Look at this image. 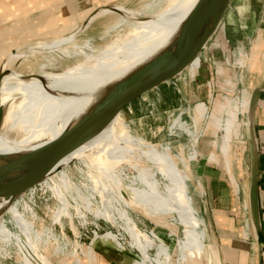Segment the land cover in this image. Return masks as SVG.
<instances>
[{"label": "rangeland", "instance_id": "rangeland-1", "mask_svg": "<svg viewBox=\"0 0 264 264\" xmlns=\"http://www.w3.org/2000/svg\"><path fill=\"white\" fill-rule=\"evenodd\" d=\"M149 2L158 3L154 6L153 11H146L142 8ZM162 2L161 0H73V6L67 10L64 9L59 11L62 18L65 19V17H67L61 23L68 22L67 25L69 26L68 31L62 32V34L66 36L70 32H73L85 20V17H90L95 10L108 3L109 5H122L130 10H139L142 8L141 14L152 16L154 15V11L160 8ZM49 8L42 7L44 12L49 11ZM26 9L30 8L26 7ZM233 13L234 11L231 9L227 15L228 20L229 18L232 19ZM110 14L112 13L94 18L86 28L77 35L78 43L86 39H91V42H95L94 44L100 47L105 46L117 38V36L121 37L125 35L127 33V27L123 25H119L114 29H107V27L115 21V15L113 14L110 16ZM118 14H123V12H118ZM238 17L239 14L237 16L235 13L234 23L229 29L232 31V28L236 27V34H232L233 36H241V34H243L241 30L246 29L239 28L237 24ZM37 18L39 19L35 20L38 22L44 20L41 16ZM36 21L27 19L24 23V27L12 30L15 31V33L10 34L8 37L10 38L13 36L14 38L17 32L21 34V37L28 35L29 31L35 26ZM18 24L19 26H23V22H19ZM67 25L66 28H68ZM229 30L226 31L225 38L221 44L222 46L220 48H222V50L220 51V48H218L214 53L216 58L214 60L212 58L211 62H204L192 79L187 80L185 83L170 81L144 93L142 96L132 101L129 109L124 108L122 112L119 111L116 113L104 127L95 133L97 138L103 141L104 148L110 153V160L115 169V175H117L115 176L116 180L109 174L106 175L107 177H104L103 175L106 173L103 172L102 174L99 168L98 170L92 167L93 169L91 170L90 162H86L89 161L88 156H91L89 155L91 154L90 149V151L86 150L84 152L83 157L78 156V153L72 151L59 158L45 174L31 179H23L21 187L17 188L15 186L5 196L3 199L4 201L0 202V209H4V214L0 216V264H109L104 258L96 254L90 255L86 249L89 246L96 250L95 246L101 243H104L109 248H113L116 251L129 253L131 264H135V261L141 258L137 251L140 246L136 244V240L133 238L128 228L130 226L117 215V210L124 211L127 217L131 219L136 229L141 232H147V234L152 237L153 242L148 249L149 257L144 254L141 248L139 250L140 252L142 251L141 253L146 264H155L152 257L156 252L155 241H157V239L150 234L151 231H154L160 238L169 244L171 259L175 262L177 256L175 250L176 239L182 237L183 234V228L177 224L181 220V215L174 212V210H177L176 198L168 199L166 196L162 198L161 195H164L161 192L162 188L154 178V175L157 174L159 177L163 175L167 178L171 177V179H177L178 167L174 162H177V159H181L182 156L177 155L179 150H174L172 152V150L165 149L164 153L159 149L160 145H153L151 142L161 145L165 144V147L181 146L185 148V150L194 146V141L192 139H195L193 134L197 127L196 124H193V120L186 112H183L182 116H176L184 107L182 93L180 91L187 88V86L188 90L197 96L196 101H206L210 107L211 99H209V97H215L219 94L218 97H227L230 95L233 89L228 85L231 84L229 81L224 84L222 83L224 77H219V83L221 85H217L218 88L214 86V82L218 77L212 63L215 62L225 66L228 65L225 59L228 57L227 41L232 40V37L229 36L231 33ZM240 36L238 39H241ZM8 37L4 39L7 40L9 39ZM48 38L49 37L38 39L43 41ZM24 40L25 39H23L21 43H16L9 50L11 51L18 45L25 43ZM30 42H32V40H30ZM31 45H33V43L27 46L31 47ZM27 46L21 49H27ZM50 55L40 58L39 56H29L28 59H24V61L21 62L22 66L20 65V69L17 70L21 73H26L29 71L30 66L34 64L33 74L28 77L30 80L38 82L37 76L46 69L44 75L46 78H49L52 69L57 68L60 64L54 61L51 62L52 54ZM45 59L48 60L44 62ZM243 74L244 73H242L238 85L240 89L244 87ZM227 78L231 79V76ZM217 83L218 80L216 84ZM36 100V98L30 96L28 101L23 100L18 105L21 106L22 104H28ZM219 102L221 101L218 99L214 103V106ZM221 103L225 104V102ZM239 120L240 122L242 121V114L239 116ZM171 121L172 124L170 128L172 132L167 133L166 128ZM205 122L206 120L200 121L198 133L202 132ZM175 127L185 130L192 136L190 137L188 134L178 129L173 131ZM115 143L116 146L117 144L119 146L116 147ZM234 144L237 146L235 147ZM121 145L126 147L124 148ZM122 147L124 149H122ZM121 149H126V152ZM119 150L122 151L119 152L120 155H118ZM171 152L172 155L174 154L175 156L170 155ZM231 154L233 170L234 168L238 169L240 167V160L242 159L240 145L238 143H232ZM129 156L134 157L133 159H136V163H138L137 166L141 174V182H139L138 179V182H131L127 178V175L131 174V170L133 169L134 171V165L131 160L129 162V159H131ZM171 157H176L177 159L173 158V161ZM98 172H101L100 175H98ZM89 173L94 176L91 177ZM99 177L102 183H106L105 186H101L100 184V187H98L95 180ZM71 181H73L77 187H72ZM114 181L117 184H115ZM84 184L87 187H91V190L94 191L86 188ZM168 184L169 183H167V185ZM54 185H59L58 189H61L69 205H66L65 200L57 196L53 188ZM118 186L124 195L119 193L121 190ZM169 187L171 191L174 190L173 185H169ZM197 187V185L191 184L189 186V194L197 213L204 217V214L199 210V204H203V200L196 195L199 193ZM98 190L101 191L102 196L105 194V200L108 203L111 202L109 204L115 207V209L113 206L110 207L114 216L116 215L114 222L107 220L108 218L105 216L106 212L103 209V204H101V198L96 193ZM106 190L107 192L105 193ZM109 191L111 192L109 193ZM77 204H81L79 209L75 208ZM97 208H100L104 215L96 214L94 211H97ZM17 213L20 215V219L16 217ZM147 213L155 216L156 219L150 218L146 215ZM204 220L205 224H207V219L205 218ZM165 223H168L171 227L173 226V231H175L176 234L169 235L171 230ZM111 239L118 240L123 247L118 246L116 242Z\"/></svg>", "mask_w": 264, "mask_h": 264}, {"label": "bare ground", "instance_id": "bare-ground-1", "mask_svg": "<svg viewBox=\"0 0 264 264\" xmlns=\"http://www.w3.org/2000/svg\"><path fill=\"white\" fill-rule=\"evenodd\" d=\"M161 1L163 2L160 8L155 10L154 15L152 16L141 14L140 12L142 11V8L146 11H153L154 6L158 3H146L139 10H130L122 5H109L108 3L95 10L90 17L85 19L80 26L77 27V29L66 36L63 35L62 32L68 31V22H61L67 17L64 19L60 16L61 14H59V11L66 9L64 5L58 7L55 13H53L49 19L45 20L41 25H37L39 22L35 20H38L39 18H34V21L38 23L35 22V26L29 31L28 35L23 36L22 42L23 39H25V43L13 48L0 63V68L3 67L4 69L9 70V72L3 76L0 86V100L4 106V116L0 126V153L8 155L19 154L21 152L36 149L45 145L49 141H52L60 135L66 127L71 126L79 120L82 115L96 103L100 96L108 92L107 89L111 85L120 81L122 77L131 73L137 67H142L144 70L149 71L150 75L151 73H156L160 67L168 61L173 53L174 45L182 35L199 0ZM42 7L47 8L49 5L43 4ZM30 8H32V6ZM15 11L17 13H28L23 9H15ZM118 12H123V14H118ZM108 13H112L110 16L113 14L115 15V21L113 24L109 25L107 29H114L119 25H123L127 27V33L121 37L117 36V38L105 46L99 47L94 44L95 42H91V39H86L83 42L78 43L76 35L77 30H84L94 18L105 14L108 15ZM30 17L32 16L29 14L24 18L22 17L23 19L16 18L10 21H18L21 19V22H24ZM82 24H85V27L83 26L84 28L79 29ZM18 25L19 24L16 23L14 24V27ZM66 25L68 28H66ZM14 27H9L0 32V50L3 46L10 44L18 37V34L14 38L13 36L10 38L8 37L10 34H14V32L7 33V31ZM5 32L6 36L4 38L8 37L9 39L7 40L1 38V35ZM44 37L49 38L43 41L38 39ZM35 39L38 40L34 41ZM30 40H32V42H30ZM32 43L33 45H31V47L27 46ZM26 46L28 47L27 49H21ZM50 54H52L51 62L54 61L60 64L57 68L52 69L49 78H46L44 75L46 69L39 75L43 80H40L39 78L38 82L30 80L28 77L33 74L34 64L30 66L29 71L26 73L18 71L21 62L24 61V59H28L29 56H39L40 58ZM47 60L45 59L44 62ZM153 76H151V78H153ZM229 76H231V74L227 69L223 67L219 68V77H224L222 83L224 84L229 81L231 84L228 85L234 89L235 82L232 79H228L227 77ZM217 85H221L219 83V78ZM30 96L37 100L28 104H22L21 106L18 105L23 100L28 101ZM219 100L225 102V98L222 96H220ZM221 102L215 104L212 109L209 126L213 129H217L221 123L220 115L224 106ZM117 146L119 145L117 144ZM123 147L122 149L126 146ZM89 149L91 150V154H89L91 156H88L89 161H85L87 163L90 162L91 170L93 168H99L101 169L100 171L102 174L103 172L106 173L103 175L104 177L109 174L115 179V176L117 175H115V169L110 160V153L107 152L104 148L103 141L97 138L95 133L72 151L78 153V156L83 157L84 152ZM126 149L122 151L126 152ZM121 150L118 151V155H120L119 152ZM130 158L129 162L131 160L134 165V171L132 169L131 174H128L127 178L131 182H138V180L141 182V174L137 166L138 163H136V159H133L134 157ZM100 173L98 175H100ZM92 176L94 175L91 174V177ZM100 179V177L96 178V180L94 179L95 182H97L98 187H100V184L101 186H105L106 183H102V180ZM71 183L72 187L76 186L73 181H71ZM115 184L117 183L115 182ZM15 186L17 188L21 187L22 180L15 185H10L6 180L0 184V202L4 201L3 199L5 196ZM58 186H53L57 196L62 200H65L66 205H69L68 200L65 199V196L61 192V189H58ZM86 188L90 190L92 189L87 186ZM118 188L120 189L119 186ZM106 192L107 190L105 193ZM110 192L111 191H109V193ZM96 193L101 198V204H103V209L106 212L105 216L108 218L107 220L114 222L116 215L114 216V213H112L110 209L113 205H110L109 203L111 202L108 203L105 200V194L102 196L100 190ZM119 193L124 195L122 190ZM80 205L81 204H77L75 208L79 209ZM97 209V211H94L96 214L104 215L100 208ZM117 215L130 226L128 228L133 235V238H135L136 244L139 245L144 254L149 257L148 249L152 245V237H150L147 232H141L136 229L134 224H132L131 219L127 217L124 211L117 210ZM146 215L150 218H155V216L148 213ZM19 216L20 215L17 213L16 217L20 219Z\"/></svg>", "mask_w": 264, "mask_h": 264}, {"label": "crops", "instance_id": "crops-1", "mask_svg": "<svg viewBox=\"0 0 264 264\" xmlns=\"http://www.w3.org/2000/svg\"><path fill=\"white\" fill-rule=\"evenodd\" d=\"M43 4L50 6V8L47 7L49 11L44 12L42 9ZM63 5L67 10L74 3L73 0H0V32L21 22V19L18 21L10 20L24 18L29 14L33 16L28 18L29 20L41 16L44 20L37 24L41 25L49 19L58 7ZM31 6L32 8H30ZM26 7L30 9H26ZM233 7L239 11V17L237 18L239 28L246 29L241 30L243 32L241 36L239 35L241 39H238V35L233 36L236 34V27L232 28V31L229 30L231 32L229 36L232 37V40L227 41L228 57L226 61L228 65L217 63L214 65L218 78L219 68L223 67L229 71L231 79L235 82V88L230 92V95L224 97L226 101L225 108L223 106L220 115V126L217 129L209 126L214 103L220 98L218 97L220 94L209 97L211 99L210 107L206 101H196L197 96L188 90L187 86V88L180 91L184 107L176 116H182V113L186 112L191 117L193 124L195 123L197 126L193 134L195 139L191 138L196 144L185 150L181 146L165 147V144L151 142L153 145H160L159 149L163 152L165 149L172 150V152L179 150L177 155L182 156L181 159L173 157L177 159V162H174L178 167L177 179L154 175L162 188L161 192L164 194L161 195L162 198L166 196L168 199H177V210H174V212L181 215V220L177 224L183 228L182 237L176 239V263L171 259L169 244L154 231L150 232L157 239L155 241L156 252L152 257L155 264H264V254L260 252L253 238L249 222L247 187L250 159L243 129L249 90L255 85H260L255 106V132L259 147L258 200L261 225L264 232V0H231L227 15ZM15 9H23L28 13H17L16 11L20 10L15 11ZM25 21L23 26H15L7 33H15L12 30L24 27ZM17 34L18 37L13 42L1 48L0 63L10 52L9 49L13 45L21 43L23 37L19 32ZM5 36L6 32L1 35V38ZM19 37L21 38L18 39ZM221 50L222 48H220ZM212 58L214 60L216 57L213 55ZM196 64L197 59L187 66V71L194 74ZM242 73H244V87L240 89L238 85ZM182 75H184L183 72ZM218 78L214 82V86L217 88ZM241 114L242 121L240 122L239 116ZM201 120H206V122L202 132L198 133V125ZM171 124L172 121L166 128L167 133L172 132ZM177 129L185 132L190 137L192 136L178 127H175L173 131ZM233 142L240 145L242 159L239 163V171L236 168L233 170L231 162V145ZM172 152L170 155H172ZM167 183L169 184L167 185ZM191 184L198 186L199 193L196 195L203 200V204H199V210L207 219V224H205V218L200 216L194 208L189 194ZM169 185L174 186L173 191H171ZM165 225L171 230L169 235L176 234L168 223H165ZM210 234L214 236L217 242L220 257L212 250L208 238ZM86 249L90 255L96 254L104 258L109 264L132 263L129 253L116 251L104 243L96 245V250L89 246ZM137 251L141 258L136 260L135 264H146L142 253L139 250Z\"/></svg>", "mask_w": 264, "mask_h": 264}, {"label": "water", "instance_id": "water-1", "mask_svg": "<svg viewBox=\"0 0 264 264\" xmlns=\"http://www.w3.org/2000/svg\"><path fill=\"white\" fill-rule=\"evenodd\" d=\"M230 5L231 0H199L182 35L174 45L173 53L156 73L150 75L149 71L137 67L131 73L122 77L120 81L111 85L107 89L108 92L100 96L79 120L66 127L52 141L19 154L0 153V184L6 180L10 185H15L25 178L31 179L45 174L59 158L68 154L104 127L116 113L122 112L124 108L129 109L132 101L144 93L170 81L185 83L187 80L192 79L200 66L211 60L215 51L223 42L226 31L234 23L235 13L238 16L239 11L233 7L232 19L225 18ZM83 26L85 27V24H82L79 29L84 28ZM81 31L77 30L76 35ZM195 59H197V66L195 67V73L191 74L190 71H187V66ZM8 72V69L0 68V86L3 76ZM182 72L184 75H182ZM37 77L43 80L42 77ZM259 88L260 85H255L249 90L243 129L250 159L247 187L249 222L253 238L260 252L264 254V232L261 225L258 200L259 147L255 132V106ZM3 116L4 106L0 100V126ZM3 214L4 209H0V216ZM208 238L212 250L219 255L214 236L210 234Z\"/></svg>", "mask_w": 264, "mask_h": 264}, {"label": "built area", "instance_id": "built-area-1", "mask_svg": "<svg viewBox=\"0 0 264 264\" xmlns=\"http://www.w3.org/2000/svg\"><path fill=\"white\" fill-rule=\"evenodd\" d=\"M226 59V58H225ZM227 62V61H226ZM213 63V65H215V62H212ZM202 156V155H201ZM205 156V155H204ZM198 157H200V156H198ZM206 157V156H205ZM197 158V157H196ZM104 237V236H103ZM105 238H107V237H105ZM114 242H116V244L118 245V246H120V247H123L120 243L121 242H119L118 240H113Z\"/></svg>", "mask_w": 264, "mask_h": 264}]
</instances>
